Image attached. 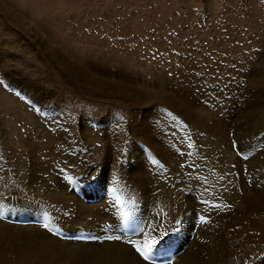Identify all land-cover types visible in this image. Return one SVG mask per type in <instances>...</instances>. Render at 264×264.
Segmentation results:
<instances>
[{"label":"rangeland","instance_id":"1","mask_svg":"<svg viewBox=\"0 0 264 264\" xmlns=\"http://www.w3.org/2000/svg\"><path fill=\"white\" fill-rule=\"evenodd\" d=\"M34 1H46L54 7L46 13L52 26L42 21L39 24L23 8L24 0H0V264H95L96 258L73 247L100 244L96 237L65 232L71 227L56 222L52 212L54 203L43 201L40 178L53 175L44 169L50 160L44 153V144L36 146L43 139L39 130H34L22 116L33 113L37 118L40 115L38 105L33 103L37 100V92L28 86L27 80L12 82L11 77L7 78V72L24 74L48 88L53 96L50 100L53 103H49L53 115L49 116L48 109L41 114L48 121L57 120L54 122L56 128L45 124L54 138L64 131L72 134L74 127L80 130L83 123L97 130L110 124L115 134L121 132L128 137L132 116L139 115L137 120L141 119L144 111L131 105L130 101L141 98V103L147 104L158 99V93L164 90L167 97L160 99L163 104H155L152 111L160 123L159 128L165 132L167 140L164 142L173 146L179 155L177 164L186 171L198 166L199 170H195L193 176L202 177L203 186L212 185L206 194H215L217 201L203 198L204 207L220 205L218 201L223 200L221 196L229 181H234L232 191L239 194H242V185L261 181L257 174L264 169L261 140L264 131L255 136L253 149L259 155L256 163L252 162L254 152L245 154L239 137L252 134L256 126L264 128V113L240 117L230 115L225 109L230 102L240 108L243 100H254L250 88L252 75L260 77L256 86L264 90V50L261 47L264 0ZM13 12L22 18L14 16ZM231 29L237 30L239 35L231 38ZM247 72L250 75L245 78ZM70 76L76 78V83L68 80ZM83 77L137 87L140 92L146 91L150 98L129 89L112 91L109 97L101 98L98 90L85 89L88 79ZM237 93L238 97L242 95L241 100H234L233 94ZM130 94L134 96L131 98ZM260 94L262 102L255 103V107L262 109L264 95ZM45 95L48 97L47 92ZM16 116L22 118L16 119ZM195 124L204 129L196 128ZM13 127L26 143L15 138ZM77 134L74 138L76 148L80 146L77 151L88 158L83 164L89 162L96 167L98 160L90 152L93 148L84 147L89 145ZM128 143L123 140V144ZM139 145H146L148 151H152L143 142ZM96 146L101 148V143ZM180 156L185 161H180ZM214 159L216 163H212ZM146 160L162 161L150 156ZM16 161H20L19 167L11 164ZM51 161L60 173L70 170L67 163H60L55 157ZM164 162L161 169L157 167L158 171L165 169ZM223 166L227 171L218 177L215 173ZM32 170L41 173L29 184L35 188L30 193L23 187L29 186L26 183L34 176H31ZM82 172L84 168L79 166L76 173L81 178L80 184L84 179ZM99 180L92 178L81 189L79 187L75 195L88 205L100 204L101 199L98 201L97 197L103 191L105 193V189L97 186ZM222 180L225 182L221 183ZM247 189L245 195L254 193ZM263 211L264 208L260 212ZM204 215L205 212L200 215L201 221L206 220ZM38 221L43 223L38 225ZM45 223L56 231L55 235L45 229ZM38 231L44 235L39 236ZM65 235L75 239L69 240ZM164 238L169 239L163 241L156 264H176L172 254L182 249L183 237L175 238L172 231L158 243ZM133 240L138 243L136 238ZM47 241H51L52 247L46 245ZM131 247L135 259L140 264H148ZM166 258H172V261Z\"/></svg>","mask_w":264,"mask_h":264},{"label":"bare ground","instance_id":"2","mask_svg":"<svg viewBox=\"0 0 264 264\" xmlns=\"http://www.w3.org/2000/svg\"><path fill=\"white\" fill-rule=\"evenodd\" d=\"M24 2L22 3L23 8L39 24L42 21L52 26V22H50L52 20L46 14L48 10H54L51 4L46 1L36 3L34 0H24ZM234 5H238V3L236 2ZM12 14L17 16L14 12ZM17 17L22 18L21 16ZM231 33V38L239 35L235 29H231ZM261 47L264 50L263 37L261 38ZM232 59L234 60V58ZM251 64L254 65L255 63L252 62ZM7 73V78L11 77L12 82L27 80L29 82L28 86L37 92L35 96L37 100L33 103L38 105L37 112L40 115L37 118L33 113L23 114L22 116L34 130H39V134L43 139L37 142L36 146L38 148L40 144H44L42 145L46 149L44 153L48 154L50 160L44 169L45 172L51 171L53 175L40 178L42 182L40 192L43 195V201L47 200L49 204L54 203L55 210L52 212L56 222L71 227L67 228L65 232H71L70 234L74 236L87 233L91 237L100 240V244L91 245V243H86L74 247L69 244L71 247L80 253L87 252L89 256L96 258L97 262L95 264H140L134 257L135 252L129 241H134L133 238H136L139 244L152 238L159 241L161 237L174 231L175 238L183 237L182 249L172 254L177 262L176 264H264V211L260 212L264 208V169H261L257 174L260 176L261 181H256L250 185L249 183L245 186L242 185V194L232 191V182L234 181H229L226 184L228 188L225 194L221 196L223 200L218 201L220 205L225 207H215V205L204 207L206 203L203 205L205 202L201 200L203 198H207L212 202L217 201L215 194L212 196L206 194L208 189L212 188V185L203 186L204 179L199 175L193 176L199 170L197 166L199 163H197V167L195 166L196 171L189 167V171H186L177 164L179 155L175 152L173 146H167L168 144L166 145L164 142V139H166L165 132L162 127L159 128L160 123L157 121L154 111H152L155 104H163L160 99L163 100L167 97L164 90L158 93V99H154L147 104H142L143 99L141 98L130 101L131 105L140 107L144 111L140 116L141 119L137 120L139 115L132 116L133 124L128 127L131 129L128 137H124L121 132L115 134L110 124H106L97 130L83 123L82 127L77 126L81 127L80 130L77 129L79 130L78 134L74 127L72 134L64 131L58 133V136L54 138L45 124L47 123L49 127H55L54 122L57 123V120L48 121L49 119L42 118L43 115L41 114L44 109H48L49 116L53 115L49 104L50 102L53 103V101H50L53 100V96L48 88L44 84L34 82L24 74L13 73L10 75V72ZM248 74L250 75L247 72L245 78ZM83 78L94 80L85 81V89L87 91L98 90L101 98L109 97L113 93L112 91L122 89L140 92L137 87L107 84L104 81L99 82V79ZM250 78L252 80L250 88L254 92L252 98L255 101L251 99L247 102L249 99L247 98L242 101L243 105L240 108L234 106L235 102H230L225 109L230 115L238 114L242 117L243 115H250V113H264V108L255 107V103L262 102L263 96L260 93L264 95V90H260L259 86H256L260 81V77L252 75ZM68 80L76 83L74 76H70ZM45 92H47L48 97ZM140 93L146 94L150 98L146 91ZM233 95L234 100H241V94L240 98L238 93ZM133 96V94L129 95L131 98ZM39 107L42 109H39ZM22 116H16V119H20ZM195 127L204 129L197 124H195ZM13 128L15 135L18 136L15 138L21 143H26L19 136L18 129ZM253 131L252 134L240 136L239 140L244 150H246L245 154L252 155L254 152L252 162L256 163L259 160V155H256L255 148L253 149L256 143L255 136L258 137L264 131V128L256 126ZM31 134H29V137ZM76 134L83 141L86 140L89 145H84V147L93 148V151L90 152L98 160L96 167H92L89 162L83 164V161L88 160V158L77 151L79 145L76 148ZM123 140H127L129 143L125 145ZM261 140L262 145H264V136ZM141 142L147 144L152 151H148L146 145H142L144 147L140 146L139 143L141 144ZM97 143H101V148L96 146ZM30 151L32 152L33 149L30 148ZM35 154L32 153V155ZM204 155L206 154L204 153ZM147 156L153 159L159 158L162 161L150 162L146 160ZM53 157L57 158L60 163H67L70 170L60 173L52 165L51 160H53ZM181 160L185 161L184 157L180 156ZM215 161L216 159L212 163H216ZM162 162L166 163V172L165 169L162 170L164 172L158 171V168L161 169ZM19 163L20 161H16L11 164L19 167ZM79 166L84 168V172L81 174L84 179L81 180V184V178L76 173ZM206 169L209 170V168ZM218 170L215 175L218 173V177H220L221 174L227 171V168L223 166L219 167ZM30 173L31 176H34L29 182H25L28 185L32 179L33 181L36 180V176L41 171L32 170ZM92 178L93 181L100 178L97 186L99 185L105 189V193H103L104 191L100 192L101 194L97 197L98 201L101 199L100 204L97 205H88L75 195ZM51 181H54V184ZM220 182L224 183L225 181ZM23 188H27L30 193L35 190L33 185ZM247 188L254 191V193L245 195L248 191ZM124 211L131 212V220L125 224L123 223ZM202 212L206 214L204 215L206 217L205 221H201L200 215H203ZM89 219L90 221H84ZM37 223L40 225L43 222L38 221ZM45 229L51 234L56 232L54 230L50 231L48 227H45ZM133 232H135L134 235L129 237ZM138 233L141 234L140 237L142 238L137 237ZM161 233H163V236H161ZM37 234L39 236L44 235L43 232L39 231ZM67 239L73 240L75 238L70 236ZM166 239L169 238L162 239V242L158 243L155 248H162V243ZM56 242L58 241L56 240ZM46 245L52 247L51 241H47ZM159 252H156L157 257H159ZM257 256L261 257L258 259ZM142 262L144 261L142 260Z\"/></svg>","mask_w":264,"mask_h":264},{"label":"snow or ice","instance_id":"3","mask_svg":"<svg viewBox=\"0 0 264 264\" xmlns=\"http://www.w3.org/2000/svg\"><path fill=\"white\" fill-rule=\"evenodd\" d=\"M169 115H171V114L169 113ZM191 146L192 145L190 144L189 147H191ZM234 147H235V143H234ZM113 191H115V189H113ZM117 202H119V201L117 200ZM215 207H225V206L215 205ZM0 218H2V215H0ZM44 226L47 228L48 224L45 223ZM49 230L52 231L51 228ZM161 236H163V233H161ZM129 243L132 244V246L135 248L136 252L139 253V255L145 261H148V264H156L157 257L155 255H153V250H154L156 244L158 243V241L155 238H152L151 240H146L142 244H138L135 241H129ZM165 264H170V262H165Z\"/></svg>","mask_w":264,"mask_h":264}]
</instances>
